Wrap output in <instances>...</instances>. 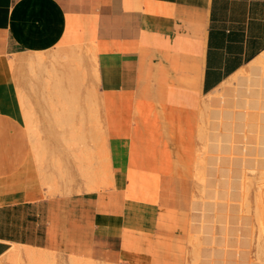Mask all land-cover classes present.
<instances>
[{
    "label": "crops",
    "instance_id": "0c3cea01",
    "mask_svg": "<svg viewBox=\"0 0 264 264\" xmlns=\"http://www.w3.org/2000/svg\"><path fill=\"white\" fill-rule=\"evenodd\" d=\"M262 54L264 0H0V259L26 246L100 264H186L200 112ZM54 80L73 93L44 94ZM93 81L110 184L86 191L73 169L55 193L25 114L85 101L81 85Z\"/></svg>",
    "mask_w": 264,
    "mask_h": 264
},
{
    "label": "rangeland",
    "instance_id": "374dc122",
    "mask_svg": "<svg viewBox=\"0 0 264 264\" xmlns=\"http://www.w3.org/2000/svg\"><path fill=\"white\" fill-rule=\"evenodd\" d=\"M34 67H35L34 65L31 66V68H34ZM39 68H37V70H35L31 73L32 78H36V77L40 78V69ZM253 71L254 70L252 68L247 69L245 71H241L236 76H234V78L232 77L233 79L232 78H231V80L229 79L230 82L226 86L222 85L216 91H214L213 93L208 95V98L205 100L203 107H202V110L200 112V116H199V120H198V124H197L198 132H197L195 147H194V152H193V169H194V176H193L194 193L193 194H194V198H193L192 217H191L190 229H189V234H188L189 235V238H188V244H189L188 247L189 248H188V252H187L186 264H197V263L198 264H205V263L206 264H222L224 261H226V262H224L223 264H225V263L226 264H233V263L234 264H259L260 262H261L260 264H264V225H262V224H264L263 223L264 222V199H263L264 198V181L262 180V178L264 179V176L262 178L259 177V176L264 175L263 170H262L263 174L259 175L260 168L261 169L264 168V160H262L260 162L261 156L264 157V117H263L264 116V91H263L264 90V81H263V78L261 76L260 71L259 72L257 71L256 73L255 72L252 73ZM32 75H34V76H32ZM239 77H241L240 78L241 80L239 79ZM253 80H254V82H253ZM49 82L51 84V81H49ZM57 83L59 84L60 87H58V89L56 88L57 93H54V90H56L55 86L58 85ZM83 83H85V80H82V84ZM54 84L55 85L53 87L49 86V88H46L47 89L46 92H43V93L49 94V95H54L56 100H57V96H59V94H61V93H62L61 95H64V94L68 95V94L73 93L72 88H70V90L68 87L63 89L61 84L57 80L54 81ZM248 84H252V86H253V84H256V86H254V87H257V88L255 89V92L252 95L245 89L248 86ZM258 84H262V85L259 86ZM86 88L88 90H86ZM229 90L232 92H230ZM234 91H235V93L232 95V93ZM58 92H61V93L58 94ZM240 92H241V95H240ZM86 95H88V97ZM81 96H82V100L84 99L86 101V103H85V101L78 102L77 104L79 106L77 104H75V102L71 103L70 101L68 103H66L67 105L65 104V102H63V104H62V102H55V103H58L60 105L55 104L54 102H47V103H43V104L38 105L41 107L43 106V108L45 107V109L38 110V109H36V106L30 104L29 108L27 109L29 115H28V113L25 114L24 120L26 121L27 128H28V130H29V132L33 138V141H34V147L36 148V152H35L36 157L38 159V163L40 164L41 169L46 174L45 178H46V181L48 183L47 185H50V189H53V188L57 189L58 188L57 187L58 181L60 184H62V182L64 181L65 182L64 184L66 187L64 191L67 192L68 191L67 185L69 184V182H72V178H73V174H74L73 169L75 170V174H78L79 175L78 177L82 181V182H80L81 187L85 188V186H86V188H85L86 191L97 190V189H91L90 187H94L96 184H98L99 183L98 179H99V181L100 180L104 181L106 179V182H105L106 186L105 187L109 186V184H110V180H108L110 177L109 176L110 172H108L109 171L108 158H105V156H106L105 146L107 144L106 139H105V143H104V140H102L103 142L100 144L101 138L103 139V137H104L103 133L106 135V133H105V131H106L105 120H104V114H103V105L99 101L100 100V92H99V89L94 84V81L87 84V85L81 86ZM212 98H215L216 101L211 102ZM224 98L226 99V101ZM60 99H62V96H60ZM60 99L58 98V100H60ZM61 104H62V106H61ZM64 105H65V107H64ZM86 106H88V107H86ZM66 107H68L69 109L66 110ZM71 107H73L72 108L73 112L70 110ZM77 107H78V110H77ZM209 107H211V108H209ZM69 110H70V113H69ZM38 111H40V112H38ZM82 112H83V115H79V114H82ZM68 113L71 115H69ZM74 113H76L75 116H74ZM58 114H61V115H58ZM32 116H33V118H31ZM59 116H61V117H59ZM64 117L66 119H64ZM69 118H72L74 120L69 119ZM67 119H69L70 122H68ZM63 120L66 121V124ZM89 125H90V127H89ZM80 126H81V128H80ZM220 126H221V128H220ZM72 127H74V128H72ZM222 128H223V130H222ZM250 128L251 129L253 128V129L251 130ZM81 129L84 130V132L81 131ZM46 130L50 131V132L44 133V131H46ZM75 130H76V132H75ZM101 131H103V133ZM80 132L82 134H80ZM88 132H90V134ZM245 132L248 134H246ZM222 134L225 135V137H227L226 140ZM242 134H244V135H242ZM82 135H84V136H82ZM219 135H221V137H223V138H221ZM256 135H257V137H256ZM215 136L220 137L222 139V141L219 144L217 142H219L221 139L219 138L220 139L219 140ZM72 138L74 139L73 140L74 142L72 141ZM96 138L99 140V142ZM214 139H215V143L213 142ZM256 139H258V140L256 141ZM96 140H97V142H96ZM235 140H236V143H235ZM242 141L243 142L246 141L247 146L245 145L246 142L242 143ZM239 142L241 145L239 144ZM257 142H258V144H257ZM96 143H99L100 145L103 144V146L97 147ZM222 143L225 146H221L220 144H222ZM81 145H82V147H81ZM256 145L257 146L259 145L260 147L259 146L257 147ZM219 146H220V148H219ZM241 146L244 148H241ZM94 147H96V148H94ZM250 147H252V148H250ZM97 148H98V151H97ZM243 149L244 150L246 149L245 151H247L248 153L247 152L245 153V151L243 152ZM211 151L213 154H215V156L216 155H218V156L215 157L214 155H212ZM95 152H98V153L96 154ZM257 153H258V155H256ZM94 154H95V157H93ZM91 155H92V157H91ZM209 155L210 156L212 155V157H210ZM225 155H227V157H225ZM228 155L231 157V160H230V157ZM234 155L235 156L238 155V156H236L238 158H236ZM241 155H243V156H241ZM87 156H89V157L87 158ZM96 156H97V158H96ZM219 156H220V159L218 158ZM239 156L244 157L245 159L240 158ZM248 156H252V157L250 158ZM253 157L257 161L260 162V163L258 162V164L261 165V163H262V165H263V167L259 165L260 166L259 170L256 169L259 166L257 167V162H254L256 160ZM99 158L101 159L100 161H99ZM262 159H264V158H262ZM242 160H243V162H242ZM230 161H232L231 162L232 165H230V163H229ZM51 162H53V163H51ZM209 162H211V164ZM241 162L244 163L245 165L242 164ZM92 163H93V165H92ZM103 163H105V165ZM227 163H228V165H227ZM76 165H80L81 167L78 169ZM89 165H90V167H89ZM242 165H243V167H242ZM87 167L90 170L89 173L87 172L88 171ZM239 167L242 168V171ZM81 168H83V170ZM84 168L87 169V171H86L87 173L85 176L83 174H80V172H79V170L81 169L82 173L85 174ZM201 168H204V169H201ZM237 168H239V169H237ZM251 168H252V170L255 168L256 171H252V170L249 171V169H251ZM246 169H248V171H246ZM230 171H231V173H230ZM61 172H62V174H61ZM239 173H240V175H239ZM51 174H54V175H51ZM229 174L231 176V179H229L230 178ZM242 175H245L246 177L245 176H243V177L245 179L248 178L247 179L248 181L251 180L250 182H252L251 183L252 185H249L250 182H248L247 180H244V178L241 177ZM63 178H65V179H63ZM83 178H86L85 181L83 180ZM203 180H204V182H203ZM242 180H243V182H242ZM259 180H261V182H258ZM244 182H245V184H247V189H248V187L250 188L249 192L247 189L241 188V187H244ZM227 183L228 184L230 183L229 188H228ZM241 183H242V185H241ZM220 184H221V186H220ZM87 186H88V188H87ZM202 186H204L206 188H204ZM209 187H211V188H209ZM217 188L219 190H217ZM54 189H53V191H54ZM229 189H230V191H228ZM57 191H58V189L55 190L54 192L56 193ZM209 191L211 192V195L209 194L210 193ZM242 191H244V192L242 193ZM228 193H229V195H228ZM208 195H210V196H208ZM228 196H229V198H228ZM205 197H206V199H208V201L205 199ZM255 197H256V200H255ZM243 198L244 199L246 198V202H244ZM199 199L202 201H200ZM204 199H205L204 202L206 204L203 202ZM209 199H210V202L212 204L209 203ZM215 200L218 203H216ZM224 200H227V201L229 200L232 203L228 201L229 202V204H228L227 201H224ZM238 201H239V203L244 202L246 205L244 203L239 204ZM247 201H249L250 204ZM254 201L258 202V205H259L258 210H260V211H258V213H257V208L255 209V206H257V205H256V203L254 204ZM222 202H226V204L222 203ZM203 203L205 206L202 205ZM215 203H216V205H215ZM227 204L230 205V207ZM237 205H238V207H237ZM240 205L243 206V208L241 209V212H239L240 209H238V211L236 210L237 208L241 207ZM244 205L246 206V208ZM211 206L212 207L214 206L215 209H214V207H213V209H211ZM226 206H227V210L224 209V207L226 208ZM247 206L250 208V210L247 209ZM200 207H201V209H200ZM203 208L205 210L204 211L205 213L210 214V215L208 214L210 217L207 216V214L203 213ZM208 208H210L212 211ZM228 210H229V212H228ZM243 210L244 211L246 210V211L243 213ZM254 210H256V212H254ZM247 211L248 212L250 211V212L248 213ZM246 212H247V214H245ZM214 213H215V215H214ZM242 213L245 214L246 216L248 215L249 218L244 216ZM254 213L258 214L257 217L260 214L258 220H257V218L255 219L256 215ZM241 214H242V216H241ZM202 215H204L206 217H204ZM211 216L213 219H211ZM215 217H217V218H215ZM221 217H222V219H220ZM238 217H240V219H238ZM241 217H242V219H241ZM201 219H203V221L204 220L205 221L203 222V221H201ZM214 219L218 220V222ZM234 219H236V221H234ZM213 220H214V222H213ZM255 220L258 221L257 224H256ZM226 221L229 222V224ZM245 221H247L248 225H250V226H247L246 225L247 222H245ZM260 221H262V222H260ZM197 222L198 223L200 222V223L198 224ZM238 222H240V223H238ZM213 223H214V225H213ZM236 223L238 225H236ZM260 223H262V224H260ZM207 224H209V226ZM227 224H228V226H227ZM232 225H235V226H232ZM258 225L263 226V229H262L263 231L260 229V226L258 229ZM244 226H245V229H244ZM203 227L205 229L208 227L209 228L204 230ZM247 227H249L248 230L250 232H248V230H246ZM233 228H234V230H233ZM239 228H241L242 230ZM225 229L227 230L228 234H227ZM214 230H215V232H214ZM258 230H261L260 231L261 233ZM212 232H213V234H212ZM232 232H234V233H232ZM258 232H259V234H258ZM262 233H263V236H262ZM233 234H235V235H233ZM243 234H246V236H249V237L252 236V237L250 239L245 238V235L243 236ZM221 235H224V236L227 235L226 236L227 239L224 236L221 237ZM228 235H231V238L228 237ZM236 235L238 236L237 237L238 239L235 237ZM211 236H214V237H211ZM233 236L236 239L232 238ZM258 236L262 237V238L258 239L259 242H257V239H256V238H258ZM196 238L198 239V241L196 240ZM228 238H230V239H228ZM224 239L226 242L224 241ZM231 239H233V240H231ZM219 240H220V242H219ZM236 240H237V242H234ZM228 241H231V244H234V245H232V246H234L233 248L230 249V247H232V246L228 245V243H227ZM239 241H240L241 246L238 247V245H235V244L238 243ZM223 242L225 243V245ZM256 242H257L258 246H257ZM210 243H211V245H210ZM246 243H250V244H246ZM251 244H252V246H251ZM222 246H226V247L224 248ZM228 246H229V248H228ZM203 248H204V250H203ZM221 248H223V249H221ZM226 248L228 250L229 249L230 250L228 251ZM244 248H246V249H244ZM247 248L248 249L250 248L249 251ZM14 249H16V248H14ZM195 249H197V250H195ZM233 249L235 251H233ZM239 249L241 250L240 252H239ZM236 250H238V251H236ZM242 250H243V252H242ZM204 251H206V252H204ZM201 252H202V254H201ZM10 253H8L6 256H4L2 259H0V264H11L12 261L9 258ZM247 253H248V255H246ZM46 254L48 256V261L46 262V264L48 262L49 263L51 262L50 264H74L75 262H76L75 264H78L81 262V260L67 259V258L58 256L57 254L52 253V252H49V254H48L46 251ZM199 255L202 258L199 257ZM206 255L208 258L206 257ZM238 255H239V257H238ZM49 256H51L52 258H50ZM203 256H204V258H203ZM248 257H249V259H248ZM223 258H225V260ZM52 259H53V261H52ZM8 260H10V261H8ZM72 260H73V263H72ZM82 261H85V260H82ZM87 262H90V261H86V263ZM94 263H96V262H94ZM96 264H100V263H96Z\"/></svg>",
    "mask_w": 264,
    "mask_h": 264
},
{
    "label": "bare ground",
    "instance_id": "6f19581e",
    "mask_svg": "<svg viewBox=\"0 0 264 264\" xmlns=\"http://www.w3.org/2000/svg\"><path fill=\"white\" fill-rule=\"evenodd\" d=\"M90 48H91V47H90ZM76 51H77V50H76ZM72 52H73V50H72ZM77 55H78V54H77ZM74 56H76V55H74ZM38 58H39V57H38ZM41 58H43V57H41ZM68 59H69V58H68ZM70 59H71V58H70ZM76 59H77V57H75V60H76ZM43 60H44V59H43ZM54 60H55V59H54ZM66 60H67V58H66ZM73 60H74V58H73ZM75 60H74V61H75ZM52 61H53V60H52ZM64 61H65V60H64ZM76 61H78V60H76ZM79 61H80V60H79ZM38 63L40 64V60L37 59V60L35 61L34 59L32 60V58H31V60L29 61V64H28V65H31V66H33V65L35 66V65H36V66H37ZM41 63H43V62H41ZM40 65H42V64H40ZM249 65H251L250 68H252V69L254 70L252 73H254V72L256 73L257 71H258V72L260 71L261 76H262L263 81H264V54L260 55V57H258L253 63H251V64H249ZM249 65H248V68H249ZM78 67H79V66H78ZM248 68H247V69H248ZM247 69H246V70H247ZM97 71H98V70H97ZM241 71H242V70H241ZM243 71H245V69H244ZM78 73H79V72H78ZM97 73H98V72H97ZM239 73H240V71H239ZM236 74H237V73H236ZM248 74H249V73H248ZM74 75H75V74H74ZM79 75H80V74H79ZM249 75H250V74H249ZM253 75H254V74H253ZM253 75H252V76H253ZM83 76H84V75H83ZM235 76H236V75H235ZM261 76H260V77H261ZM56 77H57V76H56ZM78 78H80V77H78ZM233 78H234V76H233ZM233 78H232V79H233ZM240 78H241V77H239V79H240ZM248 78H249V77H248ZM82 79H83V77H82ZM235 79H236V78H235ZM237 79H238V78H237ZM84 80H85V79H84ZM230 80H231V78H230ZM230 80H229V81H230ZM240 80H241V79H240ZM54 81H55V80H54ZM257 81H258V80H257ZM251 82H252V81H251ZM253 82H254V80H253ZM226 83L228 84L229 82H226ZM259 83H260V82H259ZM57 84H58V83H57ZM60 84H62V83H60ZM258 85L261 86L262 84H258ZM81 86H83V85H81ZM254 86H256V84H253V86H252V84H248V86H247L248 88L246 87L245 89H246V90L252 95V94H254L255 89L257 88V87H254ZM52 87H53V86H52ZM58 87H60L59 84H58L57 86H55V89H56V88L58 89ZM77 87H78V86H77ZM86 87H87V86H86ZM57 89L54 90V93H57ZM60 89H61V88H60ZM242 89H243V88H242ZM245 89H244V90H245ZM261 89H262V88H261ZM69 90H70V89H69ZM86 90H88V89L86 88ZM55 91H56V92H55ZM64 91H65V90H64ZM229 91H230V90H229ZM263 91H264V90H263ZM230 92H232V91H230ZM59 93H61V92H58V94H59ZM86 93H87V92H86ZM234 93H235V91L232 93V95H233ZM61 94H62V93H61ZM61 94H59V96H57V99H58V98L60 99ZM240 95H241V92H240ZM86 96L88 97V95H86ZM86 96H85V97H86ZM52 97H54V96H52ZM78 97H80V96H78ZM87 97H86V98H87ZM238 97H239V96H238ZM250 97H251V96H250ZM54 98H55V97H54ZM86 98H85V99H86ZM252 98H253V97H252ZM77 99H78V98H77ZM79 99H80V98H79ZM79 99H78V101H79ZM224 99H225V98H224ZM250 99H251V98H250ZM47 100H49V99H47ZM73 100H75V99H73ZM66 101H67V99H66ZM66 101H65V104L69 102V101H67V102H66ZM101 101H102V99H101ZM214 101H216V99H215V98H212V99H211V102H214ZM225 101H226V99H225ZM242 101H243V100H242ZM53 102H54V101H53ZM70 102H71V101H70ZM74 102H75V104L78 103V102H76V101H74ZM249 102H250V101H249ZM54 103H55V102H54ZM71 103H72V102H71ZM85 103H86V101H85ZM55 104H58V103H55ZM62 104H63V102H62ZM62 104H61V106H62ZM69 104H70V103H69ZM87 104H88V103H87ZM58 105H60V104H58ZM58 105H57V106H58ZM66 105H67V104H66ZM70 105H71V104H70ZM77 105H78V104H77ZM102 105H103V103H102ZM78 106H79V105H78ZM222 106H223V105H222ZM55 107H56V106H55ZM59 107H60V106H59ZM64 107H65V105H64ZM86 107H88V106H86ZM72 108H73V107H71V109H70L71 111H72ZM209 108H211V107H209ZM67 109H69V108L66 107V110H67ZM66 110H65V111H66ZM70 110H69V113H70ZM75 110H76V109H75ZM77 110H78V107H77ZM77 110H76V111H77ZM76 111H75V112H76ZM87 111H88V110H87ZM63 112H64V111H63ZM72 112H73V111H72ZM69 113H68V114H69ZM75 114H76V113H74V116H75ZM58 115H61V114H58ZM63 115H64V114H63ZM69 115H71V114H69ZM69 115H68V116H69ZM79 115H83V112H82V114H79ZM59 117H61V116H59ZM66 117H67V116H66ZM69 117H70V116H69ZM79 117H80V116H79ZM236 117H237V116H236ZM263 117H264V116H263ZM62 118H63V117H62ZM64 119H66V118L64 117ZM69 119H72V118H69ZM69 119H67L68 122H70ZM221 119H222V118H221ZM234 119H235V118H234ZM72 120H74V119H72ZM75 120H76V119H75ZM83 120H84V119H83ZM217 120H218V119H217ZM63 121H64V120H63ZM63 121H62V122H63ZM80 121H81V120H80ZM80 121H79V122H80ZM84 121H85V120H84ZM220 121H221V120H220ZM250 121H251V120H250ZM64 122H65V124H66V121H64ZM68 122H67V123H68ZM245 122H246V121H245ZM255 122H256V121H255ZM73 124H74V123H73ZM73 124H72V125H73ZM78 124H79V123H78ZM83 124H84V123H83ZM218 124H219V123H218ZM245 124H246V123H245ZM67 125H68V124H67ZM80 125H81V124H80ZM252 125H253V124H252ZM101 126H102V125H101ZM89 127H90V125H89ZM222 127H223V126H222ZM72 128H74V127H72ZM80 128H81V126H80ZM220 128H221V126H220ZM238 128H239V127H238ZM240 128H241V127H240ZM245 128H246V127H245ZM67 129H68V128H67ZM69 129H70V128H69ZM83 129H84V128H83ZM90 129H91V128H90ZM250 129H251V128H250ZM252 129H253V128H252ZM252 129H251V130H252ZM70 130H71V129H70ZM219 130H220V129H219ZM222 130H223V128H222ZM81 131L84 132V130H82V129H81ZM241 131H242V130H241ZM247 131H248V130H247ZM256 131H257V130H256ZM73 132H74V131H73ZM75 132H76V130H75ZM101 132L103 133V131H101ZM223 132H224V131H223ZM232 132H233V131H232ZM248 132H249V131H248ZM70 133H71V132H70ZM88 133L90 134V132H88ZM215 133H216V132H215ZM215 133H214V134H215ZM245 133H246V132H245ZM258 133H259V132H258ZM77 134H78V133H77ZM80 134H82V133L80 132ZM218 134H219V133H218ZM229 134H230V133H229ZM246 134H248V133H246ZM103 135H104V137L102 136L103 139L101 138V142H100V144L103 142L102 140H104V143H105L106 135H105L104 133H103ZM222 135H223V134H222ZM242 135H244V134H242ZM82 136H84V135H82ZM82 136H81V137H82ZM219 136L221 137V135H219ZM223 136L225 137V135H223ZM215 137H216V136H215ZM220 137H216V138L219 139ZM256 137H257V135H256ZM77 138H78V137H77ZM221 138H223V137H221ZM221 138H220V139H221ZM226 138H227V137H225V140H226ZM88 139H89V138H88ZM96 139H97V138H96ZM220 139H219V140H220ZM261 139H262V138H261ZM73 140H74V139L72 138V141H73ZM97 140H98V139H97ZM97 140H96V142H97ZM239 140H240V139H239ZM244 140H245V139H244ZM244 140H243V141H244ZM257 140H258V139H256V141H257ZM221 141H222V139H221L219 142H217V143L219 144ZM230 141H231V140H230ZM240 141H241V140H240ZM243 141H242V143H245V142H246V141H245V142H243ZM73 142H74V141H73ZM98 142H99V140H98ZM213 142L215 143V139L213 140ZM230 143H231V142H230ZM230 143H229V144H230ZM235 143H236V140H235ZM80 144H81V143H80ZM98 144H99V143H96L97 147H101V146H103V144H102V145H100V144L98 145ZM239 144H240V142H239ZM246 144H247V142L245 143V145H246ZM257 144H258V142H257ZM220 145H221V146H225V145H223V143L220 144ZM240 145H241V144H240ZM251 145H252V144H251ZM251 145H250V146H251ZM243 146H244V145H243ZM246 146H247V145H246ZM256 146H257V145H256ZM258 146H259V145H258ZM258 146H257V147H258ZM67 147H68V146H67ZM81 147H82V145H81ZM238 147H239V146H238ZM244 147H245V146H244ZM244 147L241 146V148H244ZM254 147H255V146H254ZM259 147H260V146H259ZM94 148H96V147H94ZM105 148H106V146H105ZM207 148H208V147H207ZM219 148H220V146H219ZM223 148H224V147H223ZM229 148H230V147H229ZM239 148H240V147H239ZM245 148H246V147H245ZM250 148H252V147H250ZM208 149H209V148H208ZM210 149H211V148H210ZM224 149H225V148H224ZM231 149H232V148H231ZM231 149H230V150H231ZM95 150H96V149H95ZM245 150H246V149H245ZM245 150L243 149V152H244ZM259 150H260V149H259ZM97 151H98V148H97ZM212 151H213V150H212ZM212 151H211V153H212ZM232 152H233V151H232ZM246 152H247V151H245V153H246ZM258 152H259V151H258ZM81 153H82V152H81ZM95 153L97 154L98 152H95ZM245 153H244V154H245ZM247 153H248V152H247ZM250 153H251V152H250ZM252 153H253V152H252ZM244 154H243V155H244ZM204 155H205V154H204ZM212 155L215 156V154H213V153H212ZM212 155H211V156L209 155V156L212 157ZM229 155H230V154H229ZM229 155H228V156H229ZM243 155H241V156H243ZM245 155H246V154H245ZM247 155H248V154H247ZM252 155H253V154H252ZM256 155H258V153H257ZM205 156H206V155H205ZM216 156H218V155H216ZM216 156H215V157H216ZM234 156H235V155H234ZM234 156H233V157H234ZM236 156H238V155H236ZM236 156H235V157H236ZM254 156H255V155H254ZM88 157H89V156H87V158H88ZM91 157H92V155H91ZM93 157H95V154L93 155ZM225 157H227V155H225ZM229 157H230V156H229ZM239 157H240V156H239ZM245 157H246V156H245ZM248 157L251 158L252 156H248ZM248 157H247V158H248ZM255 157H256V156H255ZM96 158H97V156H96ZM105 158H108V152H107V149H106V156H105ZM218 158L220 159V156H219ZM236 158H238V157H236ZM240 158L245 159L244 157H240ZM253 158H254V157H253ZM262 158H264V157L261 156V158H260L261 160L258 158V159L260 160V162H261L262 160H264V159H262ZM202 159H203V158H202ZM206 159H207V158H206ZM248 159H249V158H248ZM254 159H255V158H254ZM254 159H253V160H254ZM86 160H87V159H86ZM89 160H90V159H89ZM100 160H101V159L99 158V161H100ZM105 160H106V159H105ZM230 160H231V157H230ZM250 160H251V159H250ZM255 160H256V159H255ZM51 161H52V160H51ZM58 161H59V160H58ZM60 161H61V160H60ZM77 161H78V160H77ZM211 161H212V160H211ZM244 161H245V160H244ZM231 162H232V161L229 162L230 165H232ZM242 162H243V160H242ZM242 162H241V163H242ZM254 162H257V167L260 165V164H258L259 161H257V160L254 161ZM260 162H259V163H260ZM51 163H53V162H51ZM80 163H81V162H80ZM87 163H88V162H87ZM209 163L211 164V162H209ZM247 163H248V162H247ZM58 164H59V163H58ZM103 164L105 165V163H103ZM242 164H244V163H242ZM255 164H256V163H255ZM92 165H93V163H92ZM104 165H103V166H104ZM200 165H201V164H200ZM227 165H228V163H227ZM238 165H239V164H238ZM244 165H245V164H244ZM247 165H248V164H247ZM56 166H57V165H56ZM76 166H77L78 169L81 167L80 165H76ZM101 166H102V165H101ZM255 166H256V165H255ZM260 166L263 167L262 163H261ZM260 166H259L258 168H256V169L259 170ZM59 167H60V166H59ZM82 167H83V166H82ZM89 167H90V165H89ZM92 167H93V166H92ZM104 167H105V166H104ZM230 167H231V166H230ZM236 167H237V166H236ZM236 167H235V168H236ZM240 167H241V166H240ZM240 167H239V168H240ZM242 167H243V165H242ZM246 167H247V166H246ZM85 168H86V167H85ZM85 168H84V170H85V174L82 173L83 168H81L82 170L80 169L81 171L79 170L80 174H83L84 176L86 175L87 172H88V173L90 172V170L88 169V167H87L88 171H87V169H85ZM228 168H229V167H228ZM239 168H237V169H239ZM60 169H61V168H60ZM201 169H204V168H201ZM218 169H219V168H218ZM231 169H232V168H231ZM240 169H241V171H242V168H240ZM243 169H244V168H243ZM256 169L254 168V169L252 170V168H251V169H249V171H251V170H252V171H256ZM61 170H62V169H61ZM61 170H60V171H61ZM63 170H64V169H63ZM104 170H105V169H104ZM262 170L264 171V168H263V169L260 168V170H259V175H261V174L264 173V172L262 173ZM55 171H56V170H55ZM86 171H87V172H86ZM202 171H203V170H202ZM234 171H235V170H234ZM236 171H237V170H236ZM246 171H248V169H246ZM83 172H84V171H83ZM104 172H105V171H104ZM106 172H107V171H106ZM108 172H109V171H108ZM228 172H229V171H228ZM260 172H261V173H260ZM217 173H218V172H217ZM230 173H231V171H230ZM241 173H242V172H241ZM251 173H252V172H251ZM61 174H62V172H61ZM223 174H224V173H223ZM242 174H243V173H242ZM253 174H254V173H253ZM51 175H54V174H51ZM218 175H219V174H218ZM239 175H240V173H239ZM245 175H246V174H245ZM245 175H242L241 177H243V176H245ZM109 176H110V175H109ZM263 176H264V175L259 176V177L262 178ZM217 177H218V176H217ZM229 177H230L229 179H231L230 174H229ZM245 177H246V176H245ZM51 178H52V177H51ZM243 178H244V177H243ZM57 179H58V178H57ZM59 179H60V178H59ZM63 179H65V178H63ZM85 179H86V178H83L84 181H85ZM205 179H206V178H205ZM235 179H236V178H235ZM247 179H248V178H247ZM247 179L244 178V180H247ZM55 180H56V179H55ZM108 180H109V179H108ZM249 180H250V179H249ZM262 180L264 181L263 178H262ZM205 181H206V180H205ZM247 181H248V180H247ZM250 181H251V180H250ZM250 181H248V182H250ZM263 181H262V182H263ZM81 182H82V181H81ZM203 182H204V180H203ZM229 182H230V181H229ZM242 182H243V180H242ZM258 182H261V180H259ZM99 183L101 184L102 182H99ZM99 183H98V184H99ZM246 183H247V182H246ZM251 183H252V182H250L249 185H252ZM55 184H56V183H55ZM98 184H96L94 187H90V186H89V187H90L91 189H96V188L100 187V185H98ZM112 184H113V183H112ZM203 184H204V183H203ZM227 184H228V183H227ZM229 184H230V183H229ZM229 184H228V188H229ZM233 184H234V183H233ZM51 185H52V184H51ZM56 185H57V184H56ZM93 185H94V184H93ZM104 185H105V183L103 184V186H104ZM206 185H207V184H206ZM206 185H205V186H206ZM217 185H218V184H217ZM241 185H242V183H241ZM249 185H248V186H249ZM40 186H41V185H40ZM48 186H50V185H48ZM215 186H216V185H215ZM218 186H219V185H218ZM220 186H221V184H220ZM202 187H204V186H202ZM245 187H246V188H245ZM251 187H252V186H251ZM85 188H86V186H85ZM87 188H88V186H87ZM101 188H102V187H101ZM204 188H206V187H204ZM204 188H203V189H204ZM209 188H211V187H209ZM241 188H243V189H247V184H245V182H244V187H241ZM221 189H222V188H221ZM249 189H250V188L248 187V189H247L248 192H249ZM54 190H55V189H54ZM79 190H80V189H79ZM100 190H101V189H100ZM215 190H216V189H215ZM217 190H219V189L217 188ZM247 190H246V191H247ZM228 191H230V189H229ZM240 191H241V190H240ZM93 192H94V191H93ZM209 192H210V191H209ZM209 192H208V193H209ZM243 192H244V191H242V193H243ZM248 192H247V193H248ZM208 193H207V194H208ZM217 193H218V192H217ZM245 193H246V192H245ZM207 194H206V195H207ZM209 194L211 195V192H210ZM220 194H221V193H220ZM235 194H236V193H235ZM240 194H241V193H240ZM240 194H239V195H240ZM210 195H208V196H210ZM224 195H225V194H224ZM228 195H229V193H228ZM203 196H204V195H203ZM246 196H247V195H246ZM213 197H214V196H213ZM222 197H223V196H222ZM225 197H226V196H225ZM228 198H229V196H228ZM241 198H242V197H241ZM205 199H206V197H205ZM205 199L203 200V202L205 201ZM223 199H224V198H223ZM243 199H244V198H243ZM243 199H242V200H243ZM263 199H264V198H263ZM199 200H200V199H199ZM206 200L208 201V199H206ZM255 200H256V197H255ZM200 201H202V200H200ZM207 201H206V202H207ZM213 201H214V200H213ZM213 201H212V202H213ZM220 201H221V200H220ZM224 201H227V200H224ZM228 201H229V200H228ZM228 201H227V203L229 204V202H231V201H229V202H228ZM240 201H241V200H240ZM215 202H216V200H215ZM244 202H246V198L244 199ZM244 202L239 203V201H238L239 204H243ZM247 202L249 203V201H247ZM204 203H205V202H204ZM204 203H203L202 205H204ZM209 203H211V202H210V199H209ZM213 203H214V202H213ZM216 203H218V202H216ZM216 203H215V205H216ZM222 203H225V204H226V202H222ZM231 203H232V202H231ZM233 203H234V202H233ZM236 203H237V202H236ZM255 203H256V205L258 206V207L255 206V209L257 208V213H258V211H260V210H258L259 205H258V202H257V201H256V202L254 201V204H255ZM205 204H206V203H205ZM211 204H212V203H211ZM228 204H227V205H228ZM234 204H235V203H234ZM244 204H245V203H244ZM249 204H250V203H249ZM219 205H220V204H219ZM232 205H233V204H232ZM235 205H236V204H235ZM245 205H246V204H245ZM245 205H244V206H245ZM204 206H205V205H204ZM228 206L230 207V205H228ZM240 206H241V205H240ZM202 207H203V206H202ZM206 207H207V206H206ZM213 207H214V206H213ZM213 207L211 206V209H213ZM216 207H217V206H216ZM235 207H236V206H235ZM237 207H238V205H237ZM237 207H236V208H237ZM221 208H222V207H221ZM236 208H235V209H236ZM242 208H243V206H241L240 208H237L236 210L238 211V209H240L239 212H241V209H242ZM245 208H246V206H245ZM245 208H244V209H245ZM200 209H201V207H200ZM208 209H210V208H208ZM208 209H207V210H208ZM211 209H210V210H211ZM214 209H215V207H214ZM224 209L227 210V206H226V208L224 207ZM231 209H232V208H231ZM247 209L250 210V208H249L248 206H247ZM204 211H205V210H204V208H203V213H204V214H207V213H205ZM208 211H209V210H208ZM208 211H207V212H208ZM211 211H212V210H211ZM245 211H246V210H245ZM245 211L243 210V213H244ZM196 212H197V211H196ZM213 212H214V211H213ZM216 212H217V211H216ZM216 212H215V213H216ZM225 212H226V211H225ZM228 212H229V210H228ZM239 212H238V213H239ZM247 212H248V211H247ZM247 212H246L245 214H247ZM249 212H250V211H249ZM249 212H248V213H249ZM254 212H256V210H254ZM215 213H214V215H215ZM219 213H220V212H219ZM243 213H242V214H243ZM259 213H260V212H259ZM208 214H209V213H208ZM208 214H207V216L210 215V214H209V215H208ZM224 214H225V213H224ZM235 214H236V213H235ZM242 214H241V216H242ZM245 214H243V215L246 216ZM254 214H255V213H254ZM218 215H219V214H218ZM249 215H250V214H249ZM255 215H256L255 219L257 218V220H258L260 214H259L258 217H257L258 214H255ZM202 216H204V215H202ZM204 217H206V216H204ZM209 217H210V216H209ZM246 217L249 218L248 215H247ZM201 218H202V217H201ZM215 218H217V217H215ZM226 218H227V217H226ZM226 218H225V219H226ZM228 218H229V217H228ZM248 218H247V219H248ZM203 219H204V218H203ZM203 219H201V221H203ZM211 219H213L212 216H211ZM220 219H222V217H221ZM238 219H240V217H238ZM238 219H237V220H238ZM241 219H242V217H241ZM244 219H245V218H244ZM250 219H251V218H250ZM214 220H216V219H214ZM214 220H213V222H214ZM257 220H255V221H256V224H257V222H258ZM260 220H261V219H260ZM198 221H199V220H198ZM204 221H205V220H204ZM204 221H203V222H204ZM208 221H209V220H208ZM216 221L218 222V220H216ZM222 221H223V220H222ZM232 221H233V220H232ZM234 221H236V219H234ZM248 221H249V220H248ZM226 222H227V221H226ZM245 222H247V221H245ZM260 222H262V221H260ZM197 223H198V222H197ZM199 223H200V222H199ZM199 223H198V224H199ZM227 223L229 224V222H227ZM232 223H233V222H232ZM234 223H235V222H234ZM238 223H240V222H238ZM263 223H264V222H263ZM201 224H202V223H201ZM209 224H210V223H209ZM209 224H207V225L209 226ZM216 224H217V223H216ZM228 224H227V226H228ZM241 224H242V223H241ZM249 224H250V223H249ZM258 224H259V223H258ZM260 224H262V223H260ZM213 225H214V223H213ZM213 225H212V226H213ZM236 225H238V224L236 223ZM239 225H240V224H239ZM242 225H243V224H242ZM246 225H247V226H250V225H248V222H247ZM262 225H264V224H262ZM262 225H261V226L258 225V229H259V226H260V229L262 230V229H263V226H262ZM202 226H203V225H202ZM232 226H235V225H232ZM213 227H214V226H213ZM225 227H226V226H225ZM229 227H230V226H229ZM239 227H240V226H239ZM251 227H252V226H251ZM208 228H209V227H208ZM208 228H206V229H208ZM221 228H222V227H221ZM227 228H228V227H227ZM230 228H231V227H230ZM248 228H249V227H247L246 230H248ZM196 229H197V228H196ZM203 229L206 230L204 227H203ZM239 229H241V228H239ZM244 229H245V226H244ZM225 230H226V229H225ZM229 230H230V229H229ZM229 230H228V231H229ZM233 230H234V228H233ZM241 230H242V229H241ZM261 230H258V231L260 232ZM235 231H236V230H235ZM262 231H263V230H262ZM214 232H215V230H214ZM226 232H227V230H226ZM248 232H250V231L248 230ZM252 232H253V231H252ZM259 232H258V234H259ZM200 233H201V232H200ZM232 233H234V232H232ZM237 233H238V232H237ZM237 233H236V234H237ZM240 233H241V232H240ZM240 233H239V234H240ZM260 233H261V232H260ZM212 234H213V232H212ZM220 234H221V233H220ZM227 234H228V232H227ZM258 234H257V235H258ZM233 235H235V234H233ZM244 235H245V238H249V239H250V238L252 237V236H250V237H249V236H246V234H243V236H244ZM199 236H200V235H199ZM203 236H204V235H203ZM222 236H224V235H221V237H222ZM226 236H227V235H225L224 237H226ZM241 236H242V235H241ZM241 236H240V237H241ZM259 236H260V235H259ZM259 236H258V238H256V239H257V242H259V241H258L259 238H262V237H259ZM262 236H263V233H262ZM211 237H214V236H211ZM228 237L231 238V235H228ZM235 237L237 238L238 236L236 235ZM235 237L233 236L232 238H235ZM193 238H194V237H193ZM197 238H198V237H197ZM197 238H196V240L198 241ZM204 238H205V237H204ZM208 238H209V237H208ZM230 238H228V239H230ZM236 238H235V239H236ZM243 238H244V237H243ZM226 239H227V237H226ZM237 239H238V238H237ZM249 239H248V240H249ZM207 240H208V239H207ZM212 240H213V239H212ZM220 240H221V239H220ZM220 240H219V242H220ZM231 240H233V239H231ZM239 240H240V239H239ZM246 240H247V239H246ZM251 240H252V239H251ZM224 241H225V239H224ZM240 241H241V240H240ZM240 241L238 242L239 244H240ZM225 242H226V241H225ZM229 242H230V243H229ZM234 242H237V240L234 241ZM251 242H252V241H251ZM257 242H256V244H257ZM205 243H206V242H205ZM212 243H213V242H212ZM223 243H224V242H223ZM227 243H228L229 246L234 245V244H231V241H228ZM238 243H236L235 245H238V247L241 246V244L239 245ZM201 244H202V243H201ZM218 244H219V243H218ZM230 244H231V245H230ZM246 244H250V243H246ZM210 245H211V243H210ZM224 245H225V243H224ZM204 246H205V245H204ZM207 246H208V245H207ZM229 246H228V248H229ZM249 246H250V245H249ZM251 246H252V244H251ZM257 246H258V244H257ZM257 246H256V247H257ZM209 247H210V246H209ZM222 247L225 248L226 246H222ZM233 247H234V246L230 247V249L233 248ZM236 247H237V246H236ZM14 248H15V247H14ZM257 248H258V247H257ZM257 248H256V249H257ZM206 249H207V248H206ZM221 249H223V248H221ZM226 249H227V248H226ZM226 249H225V250H226ZM230 249H229V250H230ZM241 249H242V248H241ZM244 249H246V248H244ZM244 249H243V250H244ZM247 249H248V248H247ZM249 249H250V248H249ZM249 249H248V251H249ZM195 250H197V249H195ZM203 250H204V248H203ZM225 250H224V251H225ZM227 250H228V249H227ZM229 250H228V251H229ZM243 250H242V252H243ZM201 251H202V250H201ZM214 251H215V250H214ZM233 251H235V250L233 249ZM236 251H238V250H236ZM240 251H241V250L239 249V252H240ZM245 251H246V250H245ZM248 251H247V252H248ZM198 252H199V251H198ZM204 252H206V251H204ZM211 252H212V251H211ZM9 253H10V252H9ZM47 253L49 254V252H47ZM226 253H227V252H226ZM236 253H237V252H236ZM201 254H202V252H201ZM224 254H225V253H224ZM232 254H233V253H232ZM207 255H208V254H207ZM207 255H206V257H207ZM246 255H248V253H247ZM246 255H245V256H246ZM53 256H54V255H53ZM242 256H243V255H242ZM49 257L52 258L51 256H49ZM199 257H201V256L199 255ZM211 257H212V256H211ZM238 257H239V255H238ZM9 258H10V260L12 261L11 264H12V263H13V264H46V262L48 261V256H47V254H46V251L44 252V251H42V250H40V249H37V248H31V247L29 248V247H26V246H25L24 248H21V247L19 248V247H18V248H16V249H13L12 252L10 253V257H9ZM197 258H198V257H197ZM197 258H196V259H197ZM201 258H202V257H201ZM203 258H204V256H203ZM207 258H208V257H207ZM227 258H228V257H227ZM72 259H73V258H72ZM199 259H200V258H199ZM223 259L225 260V258H223ZM234 259H235V258H234ZM248 259H249V257H248ZM10 260H8V261H10ZM88 260H89V259H88ZM220 260H221V259H220ZM229 260H230V259H229ZM50 261H51V260H50ZM52 261H53V259H52ZM75 261H76V260H75ZM90 261H91V260H90ZM227 261H228V260H227ZM69 262H70V261H69ZM98 262H99V261H98ZM224 262H226V261H224ZM224 262H223V263H224ZM249 262H250V261H249ZM48 263H49V262H48ZM48 263H47V264H48ZM50 263H51V262H50ZM50 263H49V264H50ZM52 263H53V262H52ZM72 263H73V260H72ZM75 263H76V262H75ZM75 263H74V264H75ZM223 263H222V264H223ZM260 263H261V262H260ZM260 263H259V264H260ZM78 264H96V263H94V262H87V263H86V261H82V260H81V262L78 263ZM197 264H198V263H197ZM205 264H206V263H205ZM225 264H226V263H225ZM233 264H234V263H233Z\"/></svg>",
    "mask_w": 264,
    "mask_h": 264
}]
</instances>
